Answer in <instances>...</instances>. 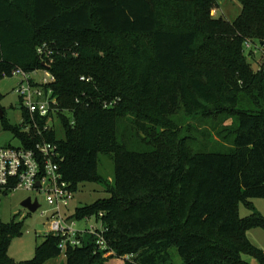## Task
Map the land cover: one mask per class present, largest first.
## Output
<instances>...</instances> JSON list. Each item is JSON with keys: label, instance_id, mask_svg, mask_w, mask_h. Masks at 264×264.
<instances>
[{"label": "trees", "instance_id": "1", "mask_svg": "<svg viewBox=\"0 0 264 264\" xmlns=\"http://www.w3.org/2000/svg\"><path fill=\"white\" fill-rule=\"evenodd\" d=\"M239 1L250 10L228 25L211 18L215 0H0V82L16 69H43L38 49L49 46L64 136L44 130L48 118L35 119L42 134L34 142L18 126L4 122L3 129L26 148L55 144L60 172L75 193L81 184L104 187L109 198L72 218L100 221L120 257L137 264H249L242 258L249 256L264 264V252L247 237L264 230V216L251 202L264 199V73L257 78L239 65L236 73L261 86L257 100L234 116L230 150L130 151L118 133L127 115L150 112L165 122L176 114L196 118L238 108L241 90L219 69L190 60L202 35L214 44L217 35L234 34V55L244 37L264 35V0ZM24 119L33 123L27 111ZM106 153L114 155L112 184L95 175ZM241 204L251 215L240 217ZM22 234L21 223L0 218V264H46L62 255L60 239L46 235L33 261L15 263L8 249ZM95 239L69 247L65 264H108Z\"/></svg>", "mask_w": 264, "mask_h": 264}, {"label": "rangeland", "instance_id": "2", "mask_svg": "<svg viewBox=\"0 0 264 264\" xmlns=\"http://www.w3.org/2000/svg\"><path fill=\"white\" fill-rule=\"evenodd\" d=\"M171 1V0H161ZM210 12L211 18L223 20L228 25H233L240 17L250 10L239 0H215ZM253 2V0H249ZM253 4V3H252ZM201 15H199L200 17ZM257 30V29H256ZM201 34V32H200ZM202 35V34H201ZM235 35L231 33L219 34L214 44L210 43L206 35H202L198 44V53L190 63L197 68H217L225 75L232 85L241 90L239 94L238 108L229 106L227 110L220 113H213L209 116H198L187 118L182 114L170 116L166 121L156 122L153 115L147 118H137L131 115L123 116L119 123V137L124 148L130 151L148 152L153 150H165L171 153L178 152L179 148L186 146L194 151H227L233 144V133L235 131V115L238 110L250 107L255 94L259 93L261 84L249 82V78H243L238 71L239 65L245 64L253 76L259 78L264 73V35H248L244 37V43L238 55H234L233 48ZM231 47V48H230ZM19 68V67H18ZM22 68V67H21ZM45 77V73L38 74V79ZM260 83L259 80H257ZM20 78H5L0 82V94L2 110L0 111V148L18 147L20 141L11 132L3 129V123L11 126H18L22 133H25L27 123L24 119L25 108L17 93ZM247 83L249 85H247ZM252 85H251V84ZM241 107V108H240ZM48 128H53L57 139L64 136L63 125L58 116H54L47 123ZM36 129L31 135L37 136ZM114 155L110 153L101 154L99 167L96 176L102 180L113 183L115 175ZM28 198L38 199L41 208L36 213H30L22 207V203ZM109 198L104 187L98 184H81L75 193L74 202L68 209L67 215H73L77 209L92 206L99 201ZM253 206L264 216V199H252ZM51 210L46 203L45 194L17 190L10 196L0 199V218L6 223L19 222L23 225L21 237L12 241L8 256L15 263L33 261L36 249L44 241L50 231V216L43 215L45 211ZM240 217H248L251 211L244 205H240ZM94 226L102 228V223L96 218L90 221H78L77 229H87ZM90 239V231L85 235ZM250 242L259 250L264 252V230L257 228L247 232ZM243 260L249 264H260L257 260L243 256ZM66 258L61 255L59 258L50 260L46 264H65ZM109 264H114L113 261ZM119 264V263H117Z\"/></svg>", "mask_w": 264, "mask_h": 264}, {"label": "built area", "instance_id": "3", "mask_svg": "<svg viewBox=\"0 0 264 264\" xmlns=\"http://www.w3.org/2000/svg\"><path fill=\"white\" fill-rule=\"evenodd\" d=\"M38 54L42 59L43 69L30 73L21 69L13 72V77L20 78L16 91L33 122L25 127V133L30 136L31 142L35 139L31 132L38 129L35 119L48 118L50 121L60 113L59 100L54 91L57 79L50 71L53 51L49 46L44 45L38 49ZM41 72L45 73V77L38 79V74ZM81 81L91 82L92 79L82 77ZM113 104H116V101L106 104L105 108ZM48 129L45 126L44 130ZM36 133L37 136L42 134L40 130ZM59 157L57 146L47 141L35 142L30 148H26L21 142L18 147L0 148V199L10 196L17 190L45 194L46 203L51 209L43 213L50 216V231L47 235L60 239L59 249L64 256L69 247H83L87 244L88 238L85 235L89 230L90 236L96 238L98 251L104 258L109 259V262L137 264L131 256L120 257L109 248L105 239L107 230L103 226L101 229L94 226L83 230L77 229L78 220L72 218V215H67L69 207L74 202L75 192L60 172ZM37 183H40V187H37ZM90 219L84 220L90 221Z\"/></svg>", "mask_w": 264, "mask_h": 264}, {"label": "water", "instance_id": "4", "mask_svg": "<svg viewBox=\"0 0 264 264\" xmlns=\"http://www.w3.org/2000/svg\"><path fill=\"white\" fill-rule=\"evenodd\" d=\"M37 187H40V183H37ZM22 207L27 209L30 213H36L40 209V204L38 199L33 201L32 198H28L22 203Z\"/></svg>", "mask_w": 264, "mask_h": 264}]
</instances>
